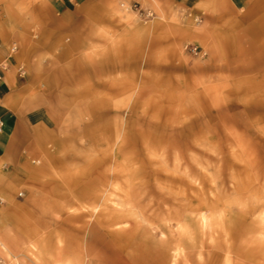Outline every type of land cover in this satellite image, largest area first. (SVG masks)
Listing matches in <instances>:
<instances>
[{
    "label": "rangeland",
    "instance_id": "rangeland-1",
    "mask_svg": "<svg viewBox=\"0 0 264 264\" xmlns=\"http://www.w3.org/2000/svg\"><path fill=\"white\" fill-rule=\"evenodd\" d=\"M49 2L0 0V264H264V0Z\"/></svg>",
    "mask_w": 264,
    "mask_h": 264
},
{
    "label": "crops",
    "instance_id": "crops-1",
    "mask_svg": "<svg viewBox=\"0 0 264 264\" xmlns=\"http://www.w3.org/2000/svg\"><path fill=\"white\" fill-rule=\"evenodd\" d=\"M169 1L179 2L180 0ZM69 2H71V0H50L49 5L47 6L54 10H57V12H60L59 8L67 5ZM6 66L7 65H0V81H6V72L10 69L9 67L7 69ZM19 117L20 115L18 117L16 115H9L2 118L0 117V122L2 124L0 131V159H7V147L12 137L16 138L17 141V151L15 155H17L18 150L20 151L21 148H25L27 145L28 136L25 132L27 130V127L24 126L22 118Z\"/></svg>",
    "mask_w": 264,
    "mask_h": 264
},
{
    "label": "bare ground",
    "instance_id": "bare-ground-1",
    "mask_svg": "<svg viewBox=\"0 0 264 264\" xmlns=\"http://www.w3.org/2000/svg\"><path fill=\"white\" fill-rule=\"evenodd\" d=\"M117 11H119L120 13L124 12L123 10H117ZM16 151H17V141L16 138L12 137L7 147L6 157L7 158L14 157Z\"/></svg>",
    "mask_w": 264,
    "mask_h": 264
},
{
    "label": "built area",
    "instance_id": "built-area-1",
    "mask_svg": "<svg viewBox=\"0 0 264 264\" xmlns=\"http://www.w3.org/2000/svg\"><path fill=\"white\" fill-rule=\"evenodd\" d=\"M1 127H2V124H1V122H0V131H1Z\"/></svg>",
    "mask_w": 264,
    "mask_h": 264
}]
</instances>
